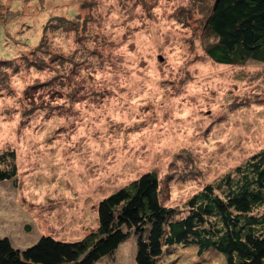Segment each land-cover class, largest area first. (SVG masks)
<instances>
[{
	"label": "rangeland",
	"instance_id": "1",
	"mask_svg": "<svg viewBox=\"0 0 264 264\" xmlns=\"http://www.w3.org/2000/svg\"><path fill=\"white\" fill-rule=\"evenodd\" d=\"M203 6L0 0V60L20 63L0 64V151L14 150L18 168L0 183V236L21 248L43 234L82 239L100 200L148 171L162 202L181 208L263 147L264 66L210 60ZM34 50L42 70L21 62ZM136 248L129 239L98 264H136ZM162 262L226 264L194 246Z\"/></svg>",
	"mask_w": 264,
	"mask_h": 264
},
{
	"label": "trees",
	"instance_id": "2",
	"mask_svg": "<svg viewBox=\"0 0 264 264\" xmlns=\"http://www.w3.org/2000/svg\"><path fill=\"white\" fill-rule=\"evenodd\" d=\"M202 1L200 15L211 38L204 47L206 56L223 66H244L249 61L264 66V0ZM63 18L55 17L51 27L62 26ZM39 51L49 53L43 47ZM53 57L52 61L60 58ZM21 58L27 67L44 69L36 50ZM13 60L1 59L0 64L11 68ZM15 66L20 63L13 62ZM16 157L14 150L0 151V183L16 178ZM161 193L158 175L145 172L100 200L98 228L82 239L43 234L21 248L8 235L0 236V264H98L132 238L136 264H162L177 246H194L201 255L215 251L226 264H264V143L181 208L167 207Z\"/></svg>",
	"mask_w": 264,
	"mask_h": 264
}]
</instances>
